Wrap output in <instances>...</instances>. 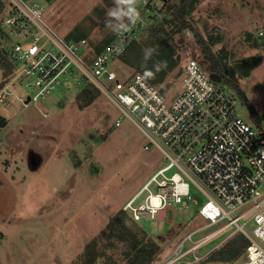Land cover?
<instances>
[{
	"label": "rangeland",
	"instance_id": "1",
	"mask_svg": "<svg viewBox=\"0 0 264 264\" xmlns=\"http://www.w3.org/2000/svg\"><path fill=\"white\" fill-rule=\"evenodd\" d=\"M38 1L45 7L43 21L63 39L69 35L75 40L83 38L94 51L116 34L106 27L107 12L114 0ZM177 2L151 0L146 25L131 41L141 51L157 49L167 34L176 55L196 46L208 65L196 41L195 33L199 34L210 44L214 56L234 69L229 80L237 84L245 99L230 82L222 79L219 85L236 95L238 113L264 131V0H199L186 17L193 30H180L171 19L166 6ZM209 37L216 41L214 45ZM128 53L132 55V51ZM127 55L114 61L113 67L125 76L140 73L122 60ZM249 59H256L254 67L247 73L240 72L235 64ZM12 73L4 75L0 69V90L7 88L17 95H23V90L32 93L23 85L14 87ZM178 79L168 84L170 96L178 92ZM83 85L63 84L27 107L14 95L8 97L9 103L0 102V115L6 121L0 129V264H84L93 251L97 253L94 264H129L134 257L132 238L127 235L120 239L125 233H131L140 244H156L159 250L147 264H161L182 238L206 224L197 213L206 199L196 192L192 193L196 204L188 208L171 204L163 220H131L125 228L109 225L165 162L130 120L123 119L114 126L121 114L101 92L94 91L93 101L85 106L79 96ZM251 110L261 117L259 125L250 116ZM150 188L156 192L155 184ZM260 190L264 191V182ZM126 216L132 219L130 214ZM221 226L217 223L193 233L192 239L185 241L184 250ZM232 229L211 236L194 253L202 255L220 246ZM207 256L196 264H215L202 262ZM242 258L228 264H239Z\"/></svg>",
	"mask_w": 264,
	"mask_h": 264
},
{
	"label": "built area",
	"instance_id": "2",
	"mask_svg": "<svg viewBox=\"0 0 264 264\" xmlns=\"http://www.w3.org/2000/svg\"><path fill=\"white\" fill-rule=\"evenodd\" d=\"M4 1L0 51L13 65L11 84L23 85L32 93L23 90V95H17L3 88L0 102L9 103L8 97L14 95L27 107L63 84H92L119 110L121 116L114 126L130 120L165 162L122 210L134 221L163 220L171 204L182 208L196 204L192 193L200 192L206 199L197 211L206 224L182 238L161 264L201 262L214 248L202 255L194 251L228 227L233 229L220 243L237 232L248 240L239 264H264V191L260 190L264 182V131L238 113L240 103L235 94L210 79L201 50L195 46L180 54L173 73L152 84L144 74L125 76L113 67L132 37L146 25L151 0H137L141 21L129 32L116 33L98 53H93L83 38L58 36L43 21L45 7L38 0ZM176 77L178 92L170 96L168 84ZM172 169L175 171L167 176ZM152 184L156 185L155 193ZM144 192L143 201L137 203ZM217 223H222L218 231L184 250L193 233Z\"/></svg>",
	"mask_w": 264,
	"mask_h": 264
},
{
	"label": "trees",
	"instance_id": "3",
	"mask_svg": "<svg viewBox=\"0 0 264 264\" xmlns=\"http://www.w3.org/2000/svg\"><path fill=\"white\" fill-rule=\"evenodd\" d=\"M47 3H51L54 0H42ZM199 0H178V2L174 5H167V11L171 15V19L177 24L180 30L189 29L193 30L190 23L187 21L186 17L189 16L195 9L196 4ZM6 3L4 0H0V14L5 10ZM162 31V29H160ZM160 31H158L160 33ZM165 34V33H164ZM159 35V34H158ZM196 41L200 43L202 47L203 54L205 58L208 60V69L210 72L218 73L223 80L226 82H230L231 86L237 90V92L244 98L243 93L237 86V84L233 83L229 80L230 76H234V69L228 68L225 63H222L216 56L211 52L210 44H206L203 38L195 33ZM166 38L161 39L158 48L156 49V53L153 56L145 61L143 58V52L140 50L139 45L135 41H131L124 52L128 54L127 57H122L123 61L129 66H135L140 73L144 74L145 71H153L155 72L154 65L160 61H166L167 67L161 70L158 73H155L154 77H146L147 80L152 84H158L165 80V78L177 68L179 64V56L176 55L175 49L172 43L168 40V35L165 34ZM68 39L75 40L72 36H68ZM210 43L215 44V40L209 37ZM108 43H106L107 45ZM103 47H95L93 53H98ZM132 51V55L128 52ZM256 59H249L245 62H238L235 64L236 68L243 73H247L250 71L255 64ZM0 69L3 70L4 75H7L12 71L13 65L12 63L4 56V54L0 51ZM2 86L0 85V88ZM99 92L92 84L83 85L80 88L79 96L83 101L85 106L89 105L93 99V92ZM246 102V100H245ZM250 116L254 120V122L259 125L261 122V117L258 116L253 110L250 112ZM133 219H130L126 216V212L120 210L117 214L110 219L109 225L119 224L124 227L127 222H132ZM125 228V227H124ZM129 235L131 240V247L133 250L134 257L130 260L129 264H147L149 260H151L159 248L156 244H140L139 241H135L131 235V233H125L120 235V239L127 237ZM248 244L247 238L242 233H235L231 237L227 238L224 242L220 244V246L214 248L204 259L202 262H214L215 264H228L232 261L237 260L241 256H243L245 247ZM97 253L95 251L88 254L87 258L84 260V264H94Z\"/></svg>",
	"mask_w": 264,
	"mask_h": 264
},
{
	"label": "clouds",
	"instance_id": "4",
	"mask_svg": "<svg viewBox=\"0 0 264 264\" xmlns=\"http://www.w3.org/2000/svg\"><path fill=\"white\" fill-rule=\"evenodd\" d=\"M106 27L113 33L129 32L131 28L141 21V13L138 10L137 0H114V6L108 10ZM143 58L149 60L156 53L155 48H145ZM167 67L166 61H160L154 65L155 72L145 71V77H154L155 73Z\"/></svg>",
	"mask_w": 264,
	"mask_h": 264
},
{
	"label": "water",
	"instance_id": "5",
	"mask_svg": "<svg viewBox=\"0 0 264 264\" xmlns=\"http://www.w3.org/2000/svg\"><path fill=\"white\" fill-rule=\"evenodd\" d=\"M210 79L213 80L214 82H221L222 78L218 73L215 72H210L209 75ZM6 126V121L4 120V118L0 115V129L4 128ZM11 132V130L8 131L7 134H9ZM7 134L4 136V138L6 139V141H8V137Z\"/></svg>",
	"mask_w": 264,
	"mask_h": 264
},
{
	"label": "crops",
	"instance_id": "6",
	"mask_svg": "<svg viewBox=\"0 0 264 264\" xmlns=\"http://www.w3.org/2000/svg\"><path fill=\"white\" fill-rule=\"evenodd\" d=\"M137 192H138V191H137ZM137 192H136V193H137Z\"/></svg>",
	"mask_w": 264,
	"mask_h": 264
}]
</instances>
